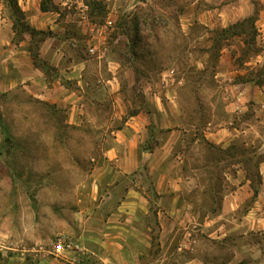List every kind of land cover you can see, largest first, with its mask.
I'll return each instance as SVG.
<instances>
[{"label":"crops","instance_id":"0c3cea01","mask_svg":"<svg viewBox=\"0 0 264 264\" xmlns=\"http://www.w3.org/2000/svg\"><path fill=\"white\" fill-rule=\"evenodd\" d=\"M245 7L222 21L254 15L264 53V0H246ZM110 17L113 11L106 24L95 22L89 0H0V95L15 93L17 100L55 110L63 105L66 124L99 123L107 133L90 174V204L60 221L62 237L73 249L58 256L23 254L17 264H264V216L256 207L264 201V157L258 161L253 205L242 207L253 188L247 163L240 160L231 174L236 187L217 212L201 219L188 199L194 177L183 168L189 130L178 93L168 81L157 89L148 82L142 105L131 113L119 106L122 62L114 47L120 33ZM237 73L228 68L222 74L227 84L224 127L209 122L203 131L224 147L250 131L243 123L238 128L233 118L264 113L263 86L236 82ZM136 80L132 74L128 82ZM98 94L117 102L104 120L102 111L92 107ZM115 119L121 122L113 128ZM10 259L0 264H11Z\"/></svg>","mask_w":264,"mask_h":264},{"label":"rangeland","instance_id":"374dc122","mask_svg":"<svg viewBox=\"0 0 264 264\" xmlns=\"http://www.w3.org/2000/svg\"><path fill=\"white\" fill-rule=\"evenodd\" d=\"M97 2L100 15L94 21L106 24L113 11L110 21L120 33L114 47L122 62L119 106L131 113L142 105L148 82L157 89L168 81L178 93L189 130L183 168L194 177L188 199L200 218L217 212L236 187L231 174L240 160L247 163L254 194L260 182L258 161L264 157V113L257 116L248 111L243 121L233 118L238 128L243 123L250 131L225 147L223 141L216 144L206 139L203 132L209 122L224 127L228 119L223 99L227 84L222 78L226 69L238 72L236 82L254 83L251 78L264 76V53L256 28L250 32L246 24L235 25L249 16L232 23L222 21L225 14L245 7L246 0ZM132 74L137 80L130 84ZM115 100L98 94L92 107L102 111L99 118H107ZM64 109L63 105L55 110L32 100H17L15 93L0 95V263L4 257L17 264L24 255L52 254L65 231L60 221L65 215L71 218L77 207L90 204V174L102 155L107 133L99 123L66 124ZM120 122L112 120V127ZM255 200L252 195L242 207H250Z\"/></svg>","mask_w":264,"mask_h":264},{"label":"trees","instance_id":"16d2710c","mask_svg":"<svg viewBox=\"0 0 264 264\" xmlns=\"http://www.w3.org/2000/svg\"><path fill=\"white\" fill-rule=\"evenodd\" d=\"M101 6V4L99 3V2H97L96 0L94 1V2H90V7H91V11L94 13V15L97 17L98 15H100V13L97 11V10H99L100 7ZM94 10V11H93ZM17 11H18V9H17ZM254 22H255V16L254 15H250L248 18H245V19H243L241 22H239V23H236L235 25H240V26H242L243 24H246V25H248L249 27H251V31L250 32H255V27H253V26H255L254 25ZM21 26H23L24 27V24H22ZM253 34V33H252ZM249 36H251V35H249ZM134 49V48H133ZM251 81H254V83L256 84V85H259V86H262L263 84H264V76L262 77V78H260V77H257V79H250ZM259 177V176H258ZM257 193H258V190H254V194H253V197L255 198L256 196H257Z\"/></svg>","mask_w":264,"mask_h":264},{"label":"built area","instance_id":"2783aa9c","mask_svg":"<svg viewBox=\"0 0 264 264\" xmlns=\"http://www.w3.org/2000/svg\"><path fill=\"white\" fill-rule=\"evenodd\" d=\"M110 24V22H108ZM262 214L264 216V204L262 206ZM73 244L71 241L67 240L64 237L58 239L57 243L53 245L52 253L55 255H62L65 251L72 250Z\"/></svg>","mask_w":264,"mask_h":264}]
</instances>
